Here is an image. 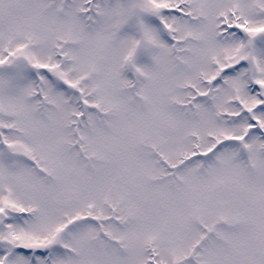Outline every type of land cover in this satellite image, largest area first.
I'll return each instance as SVG.
<instances>
[{"label":"snow or ice","instance_id":"snow-or-ice-1","mask_svg":"<svg viewBox=\"0 0 264 264\" xmlns=\"http://www.w3.org/2000/svg\"><path fill=\"white\" fill-rule=\"evenodd\" d=\"M0 264H264V0H0Z\"/></svg>","mask_w":264,"mask_h":264}]
</instances>
